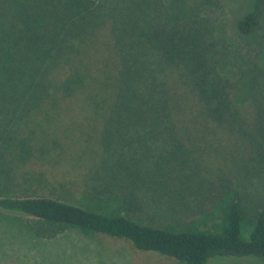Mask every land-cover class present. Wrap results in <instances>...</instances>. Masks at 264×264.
Wrapping results in <instances>:
<instances>
[{"label":"trees","instance_id":"1","mask_svg":"<svg viewBox=\"0 0 264 264\" xmlns=\"http://www.w3.org/2000/svg\"><path fill=\"white\" fill-rule=\"evenodd\" d=\"M211 1L0 0V210L43 239L264 264V212L244 202L264 171V0L233 31ZM69 185L187 219L101 213L62 199Z\"/></svg>","mask_w":264,"mask_h":264},{"label":"rangeland","instance_id":"2","mask_svg":"<svg viewBox=\"0 0 264 264\" xmlns=\"http://www.w3.org/2000/svg\"><path fill=\"white\" fill-rule=\"evenodd\" d=\"M209 2V1H208ZM209 6V5H208ZM251 7V0H213L211 10L213 17L233 31V24L241 14ZM230 31V32H231ZM210 173V172H209ZM209 173H205L206 176ZM214 173L209 179H214ZM246 191L245 206L252 213L259 207L264 212V171L249 183ZM61 198L80 204L105 214L120 213L141 222H150L166 226L181 225L187 218L176 219L167 213L148 211L138 214L128 208L119 198L91 199L83 194L82 189L67 186ZM204 191V190H202ZM102 199V200H101ZM256 200L255 201L253 200ZM248 212V213H249ZM191 216V215H189ZM190 218V217H188ZM176 219V220H175ZM249 229L243 224V235ZM254 258V259H253ZM253 256L234 257L218 256L209 264H261ZM0 264H181L172 257L156 251L135 248L125 238L102 233L83 234L70 229L53 239H43L26 225V216L0 210Z\"/></svg>","mask_w":264,"mask_h":264}]
</instances>
